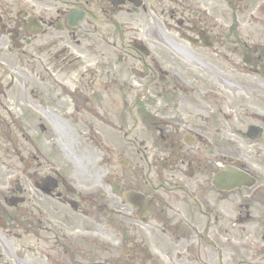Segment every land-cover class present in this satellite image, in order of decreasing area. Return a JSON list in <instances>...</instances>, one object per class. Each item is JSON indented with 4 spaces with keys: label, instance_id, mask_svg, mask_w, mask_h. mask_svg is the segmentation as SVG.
I'll use <instances>...</instances> for the list:
<instances>
[{
    "label": "flooded vegetation",
    "instance_id": "af4514ba",
    "mask_svg": "<svg viewBox=\"0 0 264 264\" xmlns=\"http://www.w3.org/2000/svg\"><path fill=\"white\" fill-rule=\"evenodd\" d=\"M0 264H264V0H0Z\"/></svg>",
    "mask_w": 264,
    "mask_h": 264
},
{
    "label": "rangeland",
    "instance_id": "374dc122",
    "mask_svg": "<svg viewBox=\"0 0 264 264\" xmlns=\"http://www.w3.org/2000/svg\"><path fill=\"white\" fill-rule=\"evenodd\" d=\"M5 55L7 57V59L9 61H11L12 63L16 64V56L14 55V53L9 52L8 48H5ZM15 69H17L15 66L14 68L9 67V83L10 86H12V91L10 93L11 96H34L36 93H38V89L36 88L35 84H34V80L33 78H29L27 76L24 75V73L26 74H31L32 72L30 71H23L22 72V76H18V72ZM13 79L17 80L15 81L14 85L13 83Z\"/></svg>",
    "mask_w": 264,
    "mask_h": 264
}]
</instances>
